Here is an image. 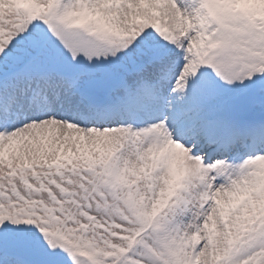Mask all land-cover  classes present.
<instances>
[{
    "label": "snow or ice",
    "instance_id": "obj_1",
    "mask_svg": "<svg viewBox=\"0 0 264 264\" xmlns=\"http://www.w3.org/2000/svg\"><path fill=\"white\" fill-rule=\"evenodd\" d=\"M0 264H264V0H0Z\"/></svg>",
    "mask_w": 264,
    "mask_h": 264
}]
</instances>
